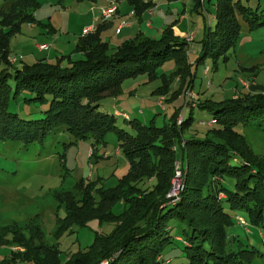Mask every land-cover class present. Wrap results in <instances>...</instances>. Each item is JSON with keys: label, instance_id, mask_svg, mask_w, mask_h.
<instances>
[{"label": "trees", "instance_id": "1", "mask_svg": "<svg viewBox=\"0 0 264 264\" xmlns=\"http://www.w3.org/2000/svg\"><path fill=\"white\" fill-rule=\"evenodd\" d=\"M8 1L0 8V140L28 145L43 142L58 130H66L76 139L103 140L116 131L130 165L115 186L97 187L82 179L72 188L53 191L58 207L66 213L64 218L58 217L54 230L58 242L61 231L85 226L96 218L113 224L108 233H98L93 244L63 258L57 241L41 242V227L32 226L30 233L15 224L3 226L0 245H10L11 252L0 264H163V251L174 241L169 226L172 219L185 222L190 229L177 237L184 240L190 264H250L256 252L243 244L239 248L232 245L236 237L230 236L229 228L240 221L227 209H245L252 224H264V159L254 156L245 134L237 129L249 124L264 129V91H244L219 100L212 96L202 100L187 92L192 90L199 62L211 58L217 68L220 58L227 59L241 35L239 16L250 28L264 24L258 14L260 5L253 10L240 0H218L215 27H205L200 51L192 62L190 42L174 31V24L159 37L139 33L117 46L101 38L99 25L76 45L74 53H82V57L61 55L55 62L38 60L19 67L10 60L9 37L20 29L21 22L36 20L33 12L40 3L24 0L14 13L6 12ZM130 1L138 15L155 6L152 0ZM28 6H32L30 12L25 9ZM170 58L176 60L178 69L164 78L157 93L169 95L167 102L184 94V104L191 102L193 108L196 102L211 111L206 133L190 130L194 115L192 108L182 115L180 107L184 106L175 108L170 121L161 126L154 119L146 124L129 120L128 114L99 109L104 97L120 92L125 79L140 74L153 79L157 68ZM13 87V97L29 92L34 96L26 98L27 102L47 103L44 116L26 120L9 111ZM117 115L129 120L134 133L117 125ZM179 160L182 187L177 195H170ZM226 177L234 179L233 189L225 186ZM117 202L125 204L121 213L114 212Z\"/></svg>", "mask_w": 264, "mask_h": 264}, {"label": "rangeland", "instance_id": "2", "mask_svg": "<svg viewBox=\"0 0 264 264\" xmlns=\"http://www.w3.org/2000/svg\"><path fill=\"white\" fill-rule=\"evenodd\" d=\"M122 1L127 2V0ZM8 2L9 9L6 12L16 13L21 8L19 5L25 1L9 0ZM240 2L253 10L260 5L258 14L260 21H264V0H240ZM5 3L6 0H0V8ZM39 3L38 8L33 12L36 20L21 22L20 29L11 33L9 37L10 50L27 63L31 58L39 59L37 55L40 53L36 45L42 41L53 43L54 33L61 38L51 49L44 51V54L50 51H57V54L63 55L71 54L70 51L78 37L81 25L88 19L91 12L94 13L91 7L99 5L101 0H39ZM217 3L218 0H206L205 5H198L194 0L171 2L167 0V4L161 9H164V13L170 10L167 12L170 16L167 17L169 23L180 16L183 19L187 17L199 25L202 23L201 28L210 25L214 28L215 19L210 17L215 16ZM25 9L30 12L32 6ZM239 17L241 35L237 44L230 49L225 61L220 58L217 68L214 67V61L211 58L199 62L195 67L192 90L187 92V94L190 93L189 96L202 100L212 96L219 100L238 96L244 91H264V24L250 28L242 16ZM154 19L155 16L152 21L157 29ZM171 24L175 25L176 22L173 21L169 25ZM145 25L143 24L142 27L145 34L160 36L157 32L147 29ZM193 31L196 39L202 37L203 32L200 33L199 29L194 28ZM106 34L113 37V42L122 38V36L114 37L116 35L113 28L107 30ZM188 36L186 35L185 38L187 39ZM113 42L112 45H114ZM27 53H35L36 57L31 55V58H27ZM177 69L178 63L174 58H170L157 68L156 77L153 79H150L148 74L125 79L120 92L104 97L100 101L99 109L111 114L116 111H119L117 114L123 113L125 116L128 114L129 120L137 119L148 124L154 119L157 125H164L170 121V115L175 110L174 106L179 105V102H167L166 98L169 95H159L157 89L163 85L164 78L168 79L174 75ZM9 83L15 87L13 78L9 79ZM14 87L9 111L19 114L26 120L42 118L48 104L40 101L27 102L26 98L34 96L29 92H22L17 97H13ZM190 105L191 102L184 104L183 108L180 107L182 115H188L192 108ZM193 105L194 118L190 130L206 133L209 128L206 124L210 123L213 113L200 108L196 102H193ZM129 120H126L123 115L116 116V123L120 128L134 133L135 130L131 127ZM237 129L245 134L254 156L264 159L263 127L249 124ZM129 165V159L120 150L116 131L109 132L103 140L92 137L76 139L66 130L53 131L43 142L37 141L28 145L19 141L0 140V228L15 224L31 233L29 228L39 226L43 231L41 242L51 244L57 241L63 258L86 249L93 244L98 233H108L113 224H103L96 218L88 221L85 226L73 225L61 231L58 242L54 237V230L58 217L64 218L66 213L63 207H58L53 191L59 188H72L82 179L96 184L97 187L115 186L118 180L128 172ZM180 166L179 160L176 162V169ZM182 183L181 179V187ZM179 184L180 180L175 183L173 181L171 193L180 192L181 187L178 192ZM224 184L229 189H233L235 181L226 177ZM124 209L125 204L122 202H117L114 206L115 213H121ZM227 210L233 218H240L247 224H239L238 220H235V224L229 228V232L236 237L232 245L239 248V245L243 244L248 248H254L256 253L250 264H264V224H252L245 209L228 208ZM169 226L172 228L170 235L174 241L163 251V264H190L184 240H177V237L184 236V231L187 234L190 233V229L185 222L177 219H172ZM10 249V245L1 244L0 259L9 256ZM167 259L171 262L168 263Z\"/></svg>", "mask_w": 264, "mask_h": 264}, {"label": "crops", "instance_id": "3", "mask_svg": "<svg viewBox=\"0 0 264 264\" xmlns=\"http://www.w3.org/2000/svg\"><path fill=\"white\" fill-rule=\"evenodd\" d=\"M144 1H147V0H144ZM152 1L155 2V6L153 8L145 10L141 15L136 14L135 7L131 3L130 0H127V2H124L122 0H101V3L99 5L92 6L91 8L94 10V13L91 12L90 16H88V19L81 25V27L78 31L79 32L78 37H77V39H75V41L73 43V48L70 51L73 58H80L83 56L82 53H79V52L74 53V49H75L76 45L78 44L79 40L84 36V30L88 27L94 28L92 32H95L96 29L98 28V26L100 25L102 28L101 32H100L101 38L104 41H108L111 44V46H117L125 40L135 38L139 33H143L144 35H147L142 30L143 24H146L145 26L147 29H149L150 31H155L161 36L163 30L171 22L175 21L176 24L174 25L173 28H174V31L178 35L182 36V38H185L186 35H190V34H193V36H194V40L192 42H190L188 45L189 59H190V62H192L194 60L195 55L200 51L199 50L200 49L199 41L203 37V35H202V37L200 39H196V34L193 30H194V28L199 29V32L200 33L203 32V34H204V30H205L206 26L204 28H201L202 23H200V25H201L200 26L197 22L190 21V19H188L187 17H186V19H183L180 16H178L177 18H174L169 23L167 21V17H170V16L167 15V12H169L170 10H168V11H166V13H164V9H161L162 7H164L167 4V0H152ZM168 1L171 2L173 0H168ZM190 1H192V0H190ZM202 2H203V5L206 4V0H202ZM112 5L117 7L116 12L108 18H103L102 12H101L102 8L103 7H110ZM196 10H199V8H196ZM153 16H155L154 21H155L156 25L158 26L157 29L154 27V24L152 21ZM191 16H193V15L191 14ZM210 18L215 19V16L214 17L211 16ZM144 21H145V23H144ZM32 25H36V24H32ZM111 28L114 29V35H116V36H114L115 38H119V36H122V38H119L118 40L113 42L112 41L113 37L106 34L107 30H111ZM181 30H183V31H181ZM148 36H150V35H148ZM152 37H154V36H152ZM60 38H61V36H59L57 33H54V35H53V41L54 42L53 43L51 41L39 42L38 45H36V49H37L38 53H40V55H37L39 57V59L31 58V55L36 57L35 53H32V54L27 53V58H31V60H29L30 62H28V63H33V62L38 61V60H46L49 62H55L57 60V58H59L63 54H60V53L57 54V51L56 52L50 51L45 55L44 51L51 49L55 45V42L57 40H59ZM112 42L114 43V45H112ZM41 45H47V47L41 48L40 47ZM52 50H55V49H52ZM10 56L17 59L16 62H14V64L16 66L21 67L23 65V63H27V62L23 61L22 59H20L18 56H16L14 54V52H12V50H11ZM175 101L179 102V105L174 106L175 108H178L179 106H184V103H185L184 94L179 96V98ZM230 236L232 238L234 237V235H232L231 233H230Z\"/></svg>", "mask_w": 264, "mask_h": 264}, {"label": "built area", "instance_id": "4", "mask_svg": "<svg viewBox=\"0 0 264 264\" xmlns=\"http://www.w3.org/2000/svg\"><path fill=\"white\" fill-rule=\"evenodd\" d=\"M116 10H117V7L116 6H110V7H103L102 8V10H101V12H102V17L103 18H108V17H110L112 14H114L115 12H116ZM93 29L94 28H92V27H88V28H86L85 30H84V35H87V34H89V33H91L92 31H93ZM194 40V36H193V34H190L189 36H188V38H187V41L188 42H192ZM41 48H45V47H47V45H41L40 46ZM10 60H11V62H16V58H13L12 59V56H10ZM208 68V67H207ZM209 69V68H208ZM188 95H190V93H188ZM181 179H182V171L180 170V168H177V170H176V173H175V177H174V179H173V181H174V183L177 181V180H180V184H179V187H178V192H179V188L181 187ZM183 182V181H182ZM178 193L175 191V192H173V193H171L170 195H177ZM220 197H225V194L224 193H220ZM239 221H240V223L241 224H243V225H247L246 224V221H244V220H241L240 218H239ZM167 262L169 263L170 261L169 260H167ZM105 263H107V262H103L102 264H105Z\"/></svg>", "mask_w": 264, "mask_h": 264}]
</instances>
